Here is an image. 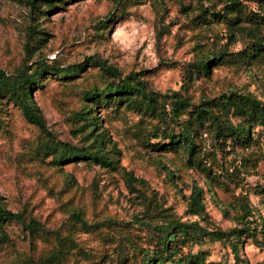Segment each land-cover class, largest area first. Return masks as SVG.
I'll return each mask as SVG.
<instances>
[{"label":"rangeland","instance_id":"1","mask_svg":"<svg viewBox=\"0 0 264 264\" xmlns=\"http://www.w3.org/2000/svg\"><path fill=\"white\" fill-rule=\"evenodd\" d=\"M234 2L239 7L231 8ZM254 35L264 37V0H0V71L15 77L34 62L75 70L71 77L43 76L32 91L50 135L29 123L0 85V195L7 210L43 225L30 231L7 222L0 264H143L159 252L150 224L180 219L227 231L238 226L243 200L263 230L260 128L242 146L201 127L197 153L189 155L183 145L154 136L179 132L193 108L179 119H159L104 97L88 100L114 81L94 63L98 59L122 77L139 74L165 104L173 102V92L195 105L232 91L264 102V51L254 49ZM202 60H212L207 73ZM99 133L115 167L89 160L59 165L47 155L53 142L93 151ZM124 170L143 182L128 184ZM195 193L201 215L188 205ZM182 245L176 258L203 252L204 264H264V234L240 246L238 263L221 242Z\"/></svg>","mask_w":264,"mask_h":264},{"label":"trees","instance_id":"2","mask_svg":"<svg viewBox=\"0 0 264 264\" xmlns=\"http://www.w3.org/2000/svg\"><path fill=\"white\" fill-rule=\"evenodd\" d=\"M31 4H52L59 0H30ZM231 8L239 7V2L231 4ZM254 49L264 51V37L253 36ZM94 63L106 72L113 82L106 84L102 90H96L88 94V100L99 102L101 97L112 103L126 104L132 109L159 119L171 118L179 119L184 110L193 108L190 120L180 123L179 132H165L155 134V138H162L170 141L171 145H183L189 155L197 153V144L195 136L197 131L204 126L211 127L217 136L232 137L242 146H247L254 140L253 131L260 128V133L264 136V102L252 94H246L238 91H232L224 94L221 98L212 102L195 105L182 97L179 92H173L171 104H165L160 101L157 93L150 91L146 83L139 77V74L130 73L122 77L117 69L107 66L105 62L94 59ZM212 60H202L200 62L201 70L205 73L209 71ZM75 70L69 68H60L54 63L34 62L31 66H25L15 77H10L6 72L0 71V85L9 91L17 101L25 119L37 126L43 133L50 135L46 122L37 106L34 105L31 96L32 91L41 84L40 79L46 75H61L62 77H71ZM95 103H93L94 107ZM89 113V112H87ZM86 113V114H87ZM90 114V113H89ZM220 116L227 117L226 122H221ZM229 116L235 117L240 121L235 124L228 120ZM87 119V118H86ZM163 147V146H158ZM104 137L99 133L95 138V148L90 151L86 147H76L69 143L53 142L47 146V155L53 157V163L65 164L73 160H89L99 163L104 167H115L113 159L103 154ZM114 154L120 151L113 145ZM124 177L128 184L134 185L137 180L130 172L124 170ZM198 195L191 194L189 198L190 211L195 215H201L204 212L203 205L198 203ZM242 213L236 217L237 227L230 230L215 229L208 231L198 222H183L180 219H172L164 224L151 225L156 232L159 252L152 258H148L143 264H204V253H189L186 256H178L179 244L185 246L188 242L199 243L202 241L221 242L229 246L234 254L235 261L240 262V246L247 240L258 242V235L264 234L259 230V226L254 217V209L245 200L242 201ZM72 218L87 227L88 223L83 219L80 213H74ZM15 221L21 223L27 230L43 229V225L35 218H26L22 213L7 210L3 204V197L0 195V235H4V225L7 222ZM163 256V257H162ZM25 264H38L33 259H29Z\"/></svg>","mask_w":264,"mask_h":264}]
</instances>
